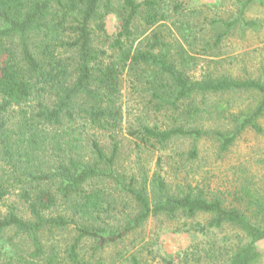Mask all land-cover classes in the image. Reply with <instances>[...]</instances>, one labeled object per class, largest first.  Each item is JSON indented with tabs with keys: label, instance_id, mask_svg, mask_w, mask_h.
<instances>
[{
	"label": "trees",
	"instance_id": "trees-1",
	"mask_svg": "<svg viewBox=\"0 0 264 264\" xmlns=\"http://www.w3.org/2000/svg\"><path fill=\"white\" fill-rule=\"evenodd\" d=\"M171 6L168 0H0V208L8 197L18 198L0 211V264H109L102 256L107 248L160 216L185 220L186 231L206 236L226 225L238 228L249 243L234 250L227 264L260 260L261 202L254 201L260 210L248 215L226 205L224 194L192 185L175 191L160 173L149 179L139 154V172L125 163L177 138L216 139L227 152L246 130L263 133L264 81L192 77L188 68L195 57L184 41L193 47V26H176L182 39L173 37ZM111 14L119 19L114 35L106 30ZM216 23L226 31L213 48L229 30L258 25L243 15ZM125 88L140 107L129 137ZM235 91H255L262 100L232 119V133L196 124L204 113L227 112H211L207 97ZM189 155L197 159V149ZM120 205L131 214L123 223H108ZM202 216L210 217L207 223L194 222ZM73 225L69 245L52 241L55 231ZM132 262L140 264L137 257Z\"/></svg>",
	"mask_w": 264,
	"mask_h": 264
},
{
	"label": "rangeland",
	"instance_id": "rangeland-1",
	"mask_svg": "<svg viewBox=\"0 0 264 264\" xmlns=\"http://www.w3.org/2000/svg\"><path fill=\"white\" fill-rule=\"evenodd\" d=\"M247 1L168 0L173 5L170 10L172 21L176 22L175 26L168 23L173 30V37L181 38L176 26L185 27L188 23L193 26V35L189 38L195 42L193 47L187 46L184 41L186 50L195 57L188 68L192 77L199 79L203 74L213 73L216 76L230 75L237 79L264 81V0L251 5H247ZM175 6L178 7L177 10ZM242 15L258 25L239 26L229 30L219 45L213 48L219 35L226 31L222 23L216 22L233 21ZM118 26L117 15H109L106 19L108 34L114 35ZM123 93L126 107L131 110L124 121V135L129 137L127 128L133 117L140 114V107L127 96L129 94L126 88ZM261 100L262 96L255 91L209 96L205 107H209L211 112L217 107L227 109V112L224 116L218 115V112L204 113L196 124L204 130L232 133L236 128L232 119L245 117L257 108ZM200 103L201 97L198 98V104ZM159 122L166 126L167 120L159 116ZM259 123L263 133L246 130L227 152L221 151L216 139L203 138L195 141L177 138L166 149L136 152L130 159L132 163H125L139 172L136 165L139 154L149 179L160 173L175 191L179 186L187 185L210 189L213 193L224 194L226 205L238 207L250 215L252 211L260 210L258 205H252L254 201L261 202L264 206V117ZM192 149H197V159H190ZM244 190L250 191V195H245ZM15 202L18 203V198L12 195L4 204ZM4 204L0 208L3 214L7 212ZM129 213L131 214L130 208L120 205L115 216L107 222L112 225L118 221L123 223L124 217L129 216ZM209 218L198 217L194 222L205 224ZM262 218L263 216L259 217ZM184 223L185 220L182 219L170 221L164 216L151 217L142 229L131 234L122 244L107 248L102 256L109 264H132L133 257H137L140 264H165V260H173L175 264H227L234 250L249 243L245 234L232 226L226 225L206 236L186 231ZM75 236L73 225L66 230L55 231L51 239L64 247ZM85 244L89 247L90 243ZM257 248L261 254L257 264H264V240L257 243Z\"/></svg>",
	"mask_w": 264,
	"mask_h": 264
}]
</instances>
